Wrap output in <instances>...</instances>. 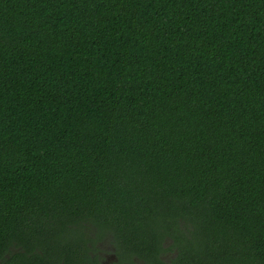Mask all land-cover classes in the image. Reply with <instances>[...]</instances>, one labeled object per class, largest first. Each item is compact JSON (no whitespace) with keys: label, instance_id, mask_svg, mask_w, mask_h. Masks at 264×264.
Wrapping results in <instances>:
<instances>
[{"label":"trees","instance_id":"obj_1","mask_svg":"<svg viewBox=\"0 0 264 264\" xmlns=\"http://www.w3.org/2000/svg\"><path fill=\"white\" fill-rule=\"evenodd\" d=\"M106 242L264 264V0H0V264Z\"/></svg>","mask_w":264,"mask_h":264},{"label":"flooded vegetation","instance_id":"obj_2","mask_svg":"<svg viewBox=\"0 0 264 264\" xmlns=\"http://www.w3.org/2000/svg\"><path fill=\"white\" fill-rule=\"evenodd\" d=\"M114 246L112 245V243L108 242L107 245L103 244L99 246L98 251V261L100 264H119V259L116 256V254L114 253ZM91 257L94 256L93 253H90ZM8 264H18V262L16 261V259L10 258ZM21 264H24V262H22ZM26 264H29V262H26Z\"/></svg>","mask_w":264,"mask_h":264},{"label":"rangeland","instance_id":"obj_3","mask_svg":"<svg viewBox=\"0 0 264 264\" xmlns=\"http://www.w3.org/2000/svg\"><path fill=\"white\" fill-rule=\"evenodd\" d=\"M106 243H108V242H106Z\"/></svg>","mask_w":264,"mask_h":264}]
</instances>
